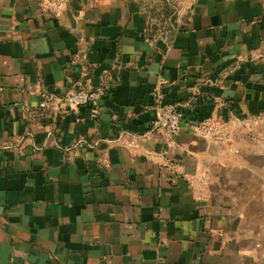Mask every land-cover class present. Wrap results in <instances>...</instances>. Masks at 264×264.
I'll use <instances>...</instances> for the list:
<instances>
[{
	"label": "crops",
	"instance_id": "1",
	"mask_svg": "<svg viewBox=\"0 0 264 264\" xmlns=\"http://www.w3.org/2000/svg\"><path fill=\"white\" fill-rule=\"evenodd\" d=\"M0 264H264V0H0Z\"/></svg>",
	"mask_w": 264,
	"mask_h": 264
},
{
	"label": "built area",
	"instance_id": "2",
	"mask_svg": "<svg viewBox=\"0 0 264 264\" xmlns=\"http://www.w3.org/2000/svg\"><path fill=\"white\" fill-rule=\"evenodd\" d=\"M67 2L68 0H48V7L53 13L58 15L65 9ZM63 100L72 107H81L88 104L97 107L102 101V95L101 93L91 89H69L64 95ZM41 106H48L47 100H44L41 103ZM182 121L183 114L178 109H165L160 112L159 122L165 129L167 144H176V137L183 131ZM197 129L207 139L217 143L220 146L229 148L228 151H231V134L221 122H202L200 125H198ZM232 150L235 152L239 151L237 147L232 148Z\"/></svg>",
	"mask_w": 264,
	"mask_h": 264
}]
</instances>
